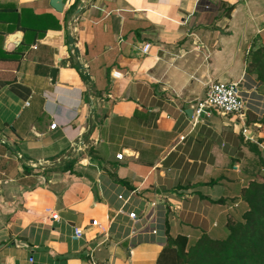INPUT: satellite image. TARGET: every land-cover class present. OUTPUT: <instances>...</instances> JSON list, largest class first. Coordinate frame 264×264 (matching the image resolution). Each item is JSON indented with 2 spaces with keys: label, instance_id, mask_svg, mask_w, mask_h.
Wrapping results in <instances>:
<instances>
[{
  "label": "crops",
  "instance_id": "1",
  "mask_svg": "<svg viewBox=\"0 0 264 264\" xmlns=\"http://www.w3.org/2000/svg\"><path fill=\"white\" fill-rule=\"evenodd\" d=\"M263 44L264 0H0V264H159L169 236L224 238L262 130L191 105L217 81L264 101Z\"/></svg>",
  "mask_w": 264,
  "mask_h": 264
},
{
  "label": "trees",
  "instance_id": "2",
  "mask_svg": "<svg viewBox=\"0 0 264 264\" xmlns=\"http://www.w3.org/2000/svg\"><path fill=\"white\" fill-rule=\"evenodd\" d=\"M248 71L264 84V44L252 50ZM262 124L264 130V119ZM254 150L259 172L263 173L243 189L248 209L241 219L229 224L224 238L204 235L189 245L186 236H169L159 264H264V151L258 147Z\"/></svg>",
  "mask_w": 264,
  "mask_h": 264
},
{
  "label": "built area",
  "instance_id": "3",
  "mask_svg": "<svg viewBox=\"0 0 264 264\" xmlns=\"http://www.w3.org/2000/svg\"><path fill=\"white\" fill-rule=\"evenodd\" d=\"M151 48L150 43H145L142 52L144 54L149 52ZM243 80L237 81H217L208 83L204 94L201 97H197L191 107L193 110L194 122L202 121L203 119H209L214 115H221L227 117H233L236 121L242 124L241 132L243 135L252 141H256L255 138L249 135L248 122L250 115L254 118V125L261 129L263 127L262 120L264 119V101L259 98L261 96L258 86L253 84L249 95L243 85ZM255 94V95H253ZM57 127V123L54 122L51 125L52 129ZM257 142V141H256ZM261 148H264L262 144ZM118 158L122 159L123 154L117 155ZM33 166L35 168H42V162H34ZM129 217L133 221L139 220L136 212L129 214ZM163 237H166L165 229H162ZM153 233H158V230H154ZM83 236V230L80 228H75L73 237L75 239L81 238ZM32 260V258H31ZM92 264H101L94 261ZM112 264V263H106Z\"/></svg>",
  "mask_w": 264,
  "mask_h": 264
},
{
  "label": "water",
  "instance_id": "4",
  "mask_svg": "<svg viewBox=\"0 0 264 264\" xmlns=\"http://www.w3.org/2000/svg\"><path fill=\"white\" fill-rule=\"evenodd\" d=\"M51 3L57 11L63 10V0H51ZM56 75H57V68H53L51 71V79L53 83H55Z\"/></svg>",
  "mask_w": 264,
  "mask_h": 264
},
{
  "label": "rangeland",
  "instance_id": "5",
  "mask_svg": "<svg viewBox=\"0 0 264 264\" xmlns=\"http://www.w3.org/2000/svg\"><path fill=\"white\" fill-rule=\"evenodd\" d=\"M253 76L254 77H256V79H257V75L256 74H253ZM264 85V84H263ZM263 88H264V86H263ZM261 91L263 92L264 90L263 89H261ZM262 130V129H261ZM262 136L264 137V130H262ZM263 146H264V144H263ZM263 151H264V148H261ZM261 173H263V171L261 172ZM260 177H262L261 175H259V177L258 178H260Z\"/></svg>",
  "mask_w": 264,
  "mask_h": 264
}]
</instances>
